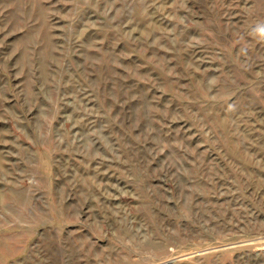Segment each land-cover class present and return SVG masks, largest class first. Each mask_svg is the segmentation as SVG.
I'll use <instances>...</instances> for the list:
<instances>
[{
	"label": "rangeland",
	"instance_id": "obj_1",
	"mask_svg": "<svg viewBox=\"0 0 264 264\" xmlns=\"http://www.w3.org/2000/svg\"><path fill=\"white\" fill-rule=\"evenodd\" d=\"M0 264H264V0H0Z\"/></svg>",
	"mask_w": 264,
	"mask_h": 264
}]
</instances>
